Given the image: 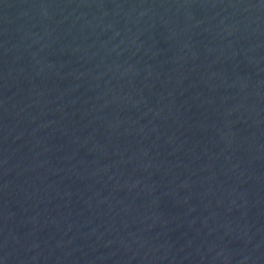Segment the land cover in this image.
I'll use <instances>...</instances> for the list:
<instances>
[{
    "label": "water",
    "instance_id": "water-1",
    "mask_svg": "<svg viewBox=\"0 0 264 264\" xmlns=\"http://www.w3.org/2000/svg\"><path fill=\"white\" fill-rule=\"evenodd\" d=\"M0 264H264V0H0Z\"/></svg>",
    "mask_w": 264,
    "mask_h": 264
}]
</instances>
